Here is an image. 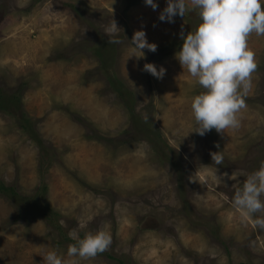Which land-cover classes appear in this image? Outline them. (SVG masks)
I'll return each instance as SVG.
<instances>
[{
  "label": "rangeland",
  "instance_id": "1",
  "mask_svg": "<svg viewBox=\"0 0 264 264\" xmlns=\"http://www.w3.org/2000/svg\"><path fill=\"white\" fill-rule=\"evenodd\" d=\"M155 2L0 0V182L30 200L0 192V264H41L48 250L64 257L72 229L112 237L76 264H264V231L231 204L264 160V36L248 37L257 67L240 127L201 136L190 99L203 89L174 55L199 17L161 21L166 0ZM110 18L119 44L103 32ZM141 29L154 52L132 51Z\"/></svg>",
  "mask_w": 264,
  "mask_h": 264
},
{
  "label": "clouds",
  "instance_id": "2",
  "mask_svg": "<svg viewBox=\"0 0 264 264\" xmlns=\"http://www.w3.org/2000/svg\"><path fill=\"white\" fill-rule=\"evenodd\" d=\"M144 3L157 8L155 0H144ZM191 11L197 13L200 22L187 35L181 30L182 45L174 55L183 70L203 89L190 99L192 132L203 136L212 129L221 134L226 129H238L241 110L246 107L244 97L252 86L251 75L257 67L248 37L251 33L264 36V0H166L159 19L173 22L174 16H185ZM120 30L114 18L104 24L103 32L108 35L109 44L121 42ZM130 42L133 52L143 53L145 48L154 52L157 48L155 43L147 41L143 29L135 30ZM142 70L156 78H162L166 72L163 66L158 70L154 63H145ZM143 119L148 121L149 116L145 113ZM210 156L216 165L223 162L221 151H212ZM234 175V172L222 174L229 180ZM261 197H264V160L234 187L231 198L241 221L264 231ZM68 236L74 242L67 245L65 256L48 250L42 253L41 264H76L77 259L93 258L104 252L112 242L111 234L104 229L86 232L82 237L72 229Z\"/></svg>",
  "mask_w": 264,
  "mask_h": 264
},
{
  "label": "trees",
  "instance_id": "3",
  "mask_svg": "<svg viewBox=\"0 0 264 264\" xmlns=\"http://www.w3.org/2000/svg\"><path fill=\"white\" fill-rule=\"evenodd\" d=\"M120 85L122 86V84L117 83V82H115V81H113L111 79V86H112V88L121 96V98L124 99V95L126 94V91L128 92V90H127V88L125 86H123L124 88H122ZM15 95H18V93L15 94ZM132 96H133V93L130 91L129 92V97L127 99H125V101L127 103H129V104H133L134 101H135V99H133ZM17 99L20 100L19 97H17ZM17 99H14V100L17 101ZM14 100L11 99V101H8V103L14 104L15 103ZM23 116H24V114H23ZM22 126H23L24 129H28L27 120L24 123H22ZM0 192L1 193H4V194H9V195L12 196V198H18V200L24 202L25 204H28V201L30 202V200L27 197H21V196H19L18 193L16 192V190L13 187L6 186L2 182H0Z\"/></svg>",
  "mask_w": 264,
  "mask_h": 264
}]
</instances>
